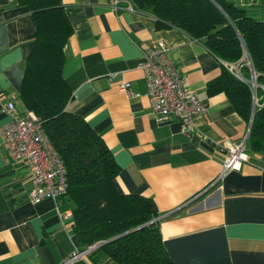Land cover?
<instances>
[{
    "label": "crops",
    "instance_id": "1",
    "mask_svg": "<svg viewBox=\"0 0 264 264\" xmlns=\"http://www.w3.org/2000/svg\"><path fill=\"white\" fill-rule=\"evenodd\" d=\"M231 1L264 20L262 0ZM61 2L72 28L61 69L71 92L66 109L104 140L119 168L118 192L153 200L175 264H264V154L248 153L238 170L219 176L227 145L243 140L248 128L224 93L206 95L220 60L177 28H155L150 13L127 3L114 9L112 0ZM159 40L184 85L207 103L197 119L201 133L186 134L178 119L159 121L151 112L138 64L142 51ZM34 46L29 8L0 0V126L8 120L7 101L28 109L19 93ZM122 82L129 94L120 90ZM31 186V171L11 161L0 137V264H94L92 245L83 246L73 230L66 197L32 203ZM78 251L85 252L66 262Z\"/></svg>",
    "mask_w": 264,
    "mask_h": 264
},
{
    "label": "trees",
    "instance_id": "2",
    "mask_svg": "<svg viewBox=\"0 0 264 264\" xmlns=\"http://www.w3.org/2000/svg\"><path fill=\"white\" fill-rule=\"evenodd\" d=\"M154 17L155 28H177L220 60L206 95L224 93L248 124L247 152L264 154V20L231 0H120ZM35 23V46L25 61L19 98L42 119L65 167L73 230L99 264H175L166 252L158 211L149 197L118 192V166L102 137L67 111L71 92L62 74L63 46L72 32L61 0H19ZM239 68L243 79L232 72ZM253 79L255 87L248 81ZM143 225V226H142ZM142 226V227H140ZM139 227V228H137Z\"/></svg>",
    "mask_w": 264,
    "mask_h": 264
},
{
    "label": "built area",
    "instance_id": "3",
    "mask_svg": "<svg viewBox=\"0 0 264 264\" xmlns=\"http://www.w3.org/2000/svg\"><path fill=\"white\" fill-rule=\"evenodd\" d=\"M255 2L258 0H241ZM264 2V0H262ZM120 0H112L114 9L120 8ZM127 7L133 9L128 2ZM168 46L161 40L142 51L138 68L144 73L151 112L157 120L169 117L179 120L186 134L201 133L197 119L204 115L207 103L197 93L184 85L181 72L167 56ZM231 72L243 79L237 66ZM248 83L255 87L253 79ZM129 83L122 82L120 90L128 94ZM8 120L0 126V137L9 158L14 164H25L32 173L29 200L38 203L46 197L54 201L65 195L67 182L65 167L42 127V119L33 110L18 111L13 100L3 105ZM247 137L226 147L220 175L238 170L247 156ZM85 251L74 253L66 262L79 257Z\"/></svg>",
    "mask_w": 264,
    "mask_h": 264
},
{
    "label": "water",
    "instance_id": "4",
    "mask_svg": "<svg viewBox=\"0 0 264 264\" xmlns=\"http://www.w3.org/2000/svg\"><path fill=\"white\" fill-rule=\"evenodd\" d=\"M250 124H251V120H250L249 123H248V128H247L246 137H248V134H249ZM142 226H143V225H142ZM142 226H140V227H142ZM137 228H139V227H137ZM116 237H117V236H116ZM116 237L110 238V239H108V240L100 241V242H98V243H96V244L90 246L87 250L91 251V250H93L94 248H96V247H98V246H100V245H102V244H104V243H107V242H109V241L115 239Z\"/></svg>",
    "mask_w": 264,
    "mask_h": 264
},
{
    "label": "rangeland",
    "instance_id": "5",
    "mask_svg": "<svg viewBox=\"0 0 264 264\" xmlns=\"http://www.w3.org/2000/svg\"><path fill=\"white\" fill-rule=\"evenodd\" d=\"M19 107H21V108H22V107H23V105H22V104H19ZM248 153H249V154H252L251 152H247V154H248Z\"/></svg>",
    "mask_w": 264,
    "mask_h": 264
}]
</instances>
